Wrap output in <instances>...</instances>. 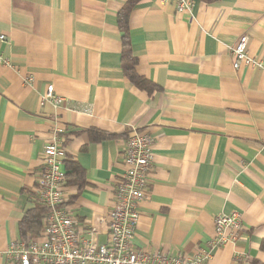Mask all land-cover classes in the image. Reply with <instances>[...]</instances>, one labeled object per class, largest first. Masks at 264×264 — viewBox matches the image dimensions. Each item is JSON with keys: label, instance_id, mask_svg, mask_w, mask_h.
<instances>
[{"label": "crops", "instance_id": "obj_1", "mask_svg": "<svg viewBox=\"0 0 264 264\" xmlns=\"http://www.w3.org/2000/svg\"><path fill=\"white\" fill-rule=\"evenodd\" d=\"M128 0H0V264L36 205L42 151L64 129L63 163L84 172L66 184L65 207L105 230L133 129L153 138L152 172L133 238L135 250L191 255L214 236L213 218L239 212L242 237L207 264H264V0H141L129 17L138 89L121 68L116 16ZM260 66L233 68V50ZM31 78V83H26ZM59 107L40 105L46 87ZM85 110H88L87 112ZM95 133L112 136L94 141ZM100 243H106L104 235Z\"/></svg>", "mask_w": 264, "mask_h": 264}, {"label": "built area", "instance_id": "obj_2", "mask_svg": "<svg viewBox=\"0 0 264 264\" xmlns=\"http://www.w3.org/2000/svg\"><path fill=\"white\" fill-rule=\"evenodd\" d=\"M178 14H190L195 0H173ZM4 41L5 36H0ZM248 37H239L233 50V68L260 66L247 56ZM0 61H8L0 56ZM28 78L26 83H31ZM62 98L54 92L53 85L46 87L40 105L50 103L59 107ZM86 112L88 110H85ZM64 129L56 126L49 142L44 146L38 172L34 200L46 208L43 229L37 239L27 237L9 243L6 256L14 264H207L214 251L228 244H235L244 231L239 212L214 216V236L194 253H169L162 250L149 252L135 250L133 238L140 218L139 203L152 172V147L154 140L147 133L133 129L124 144L125 171L115 186L114 205L107 212L106 228L100 230L93 223L84 226L72 217L65 207L63 188L67 159L63 146ZM106 237V243L98 241Z\"/></svg>", "mask_w": 264, "mask_h": 264}, {"label": "trees", "instance_id": "obj_3", "mask_svg": "<svg viewBox=\"0 0 264 264\" xmlns=\"http://www.w3.org/2000/svg\"><path fill=\"white\" fill-rule=\"evenodd\" d=\"M139 1L141 0H128L116 16L117 27L119 32L122 34L120 61L122 72L127 80L138 89L151 93L155 91L157 87L150 81L136 74L135 66L137 64V59L133 56L131 49V37L128 23L130 14ZM202 1L210 4L218 0ZM111 137L112 136L109 135L95 133L93 140L102 141ZM67 168L70 170V173L66 175L67 184L76 185L80 190L85 184V172L76 163H73V161L69 159L67 160ZM45 213L46 208L36 202L35 207L24 214L19 224V234L21 239H26L27 237L37 239L40 236L41 230L43 229V216ZM261 248L264 251V241L262 242Z\"/></svg>", "mask_w": 264, "mask_h": 264}]
</instances>
